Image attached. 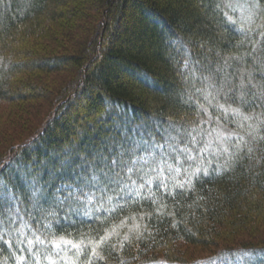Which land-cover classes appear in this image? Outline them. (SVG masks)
Here are the masks:
<instances>
[{
  "label": "trees",
  "instance_id": "16d2710c",
  "mask_svg": "<svg viewBox=\"0 0 264 264\" xmlns=\"http://www.w3.org/2000/svg\"><path fill=\"white\" fill-rule=\"evenodd\" d=\"M229 1L0 0V101L78 67L0 153V264H264V0Z\"/></svg>",
  "mask_w": 264,
  "mask_h": 264
},
{
  "label": "rangeland",
  "instance_id": "374dc122",
  "mask_svg": "<svg viewBox=\"0 0 264 264\" xmlns=\"http://www.w3.org/2000/svg\"><path fill=\"white\" fill-rule=\"evenodd\" d=\"M226 1V4H231L230 6H234L233 3H231V1L229 0H224ZM248 1L245 0V3L241 4L239 6V8L241 7L243 9V7H246V12L248 13V15H251L252 11L248 10ZM237 5V3H236ZM245 10V9H243ZM242 11V10H241ZM96 13L94 14L91 13L89 15V18L85 20V25L87 27V25H91L94 24V19H95ZM87 30V28H86ZM88 31V30H87ZM87 31H82L84 33H86ZM90 35V34H89ZM60 41L59 44H54V42L51 41H44L43 44H45L48 48H56L57 45L60 46L59 50L64 46V47H69L71 46L72 42H70L69 40H65L60 36ZM41 42V41H39ZM38 42V43H39ZM37 46H40L38 45ZM30 44V43H29ZM32 44H35L34 42ZM32 46V45H31ZM34 47V46H33ZM58 49V48H57ZM78 71V67L77 65L74 63H69L67 64L66 68L58 71V72H52V73H48L44 76H40V75H36L38 74V72H33L31 73L33 77H38L35 79L38 80H42L46 86L48 87V89L51 91L49 93V95L44 96L43 98L36 100V101H32V100H27V101H23L20 102L19 104H21V109L16 110L15 108H13L14 106L12 105V103H6L3 101H0V153L4 151V149L8 146V144H10L13 140L19 139L22 136H24L26 133H28V131L30 130V128L36 124L39 119L43 116V114L47 111V108L49 107V105L51 104V97L53 95H55L58 91V88L61 87L62 85H64V83L70 79L72 80L76 74V72ZM35 74V75H33ZM32 77V79H33ZM23 78H25L23 76ZM22 78V79H23ZM79 88V87H78ZM51 99V100H50ZM33 103V106L31 105ZM14 104V103H13ZM222 140V135L220 133H218L217 135V145L218 142L221 143ZM205 144L206 145H213L211 143L210 137H205ZM213 150L211 151L213 154L218 152L217 151V147H215V145H213L211 147ZM152 153H149V155L147 157H143L144 159H139V162L141 163H137L135 161V163H137L135 165L136 168H139V166L141 167V165H143V163H147L149 165H153V163L158 164L160 163L159 159H153L150 157L152 156ZM137 159V158H136ZM149 160V161H148ZM152 168V166H149V168ZM166 168H170V166H166ZM83 213V212H82ZM17 232H19V229L16 230H12L11 234L14 235ZM181 252H185L182 255H198V256H204V253L201 252H196V249L192 246H182V248L180 249ZM54 253L56 255H60L61 251L56 247L54 250ZM64 253L61 254V258L64 259L63 256Z\"/></svg>",
  "mask_w": 264,
  "mask_h": 264
}]
</instances>
